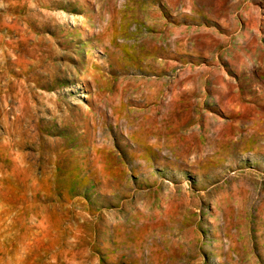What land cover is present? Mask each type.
Returning a JSON list of instances; mask_svg holds the SVG:
<instances>
[{
  "label": "rangeland",
  "instance_id": "374dc122",
  "mask_svg": "<svg viewBox=\"0 0 264 264\" xmlns=\"http://www.w3.org/2000/svg\"><path fill=\"white\" fill-rule=\"evenodd\" d=\"M0 264H264V0H0Z\"/></svg>",
  "mask_w": 264,
  "mask_h": 264
},
{
  "label": "bare ground",
  "instance_id": "6f19581e",
  "mask_svg": "<svg viewBox=\"0 0 264 264\" xmlns=\"http://www.w3.org/2000/svg\"><path fill=\"white\" fill-rule=\"evenodd\" d=\"M149 53L150 54H154V47H152L150 50H149ZM160 59V58H159ZM162 68V67H161ZM160 82H162V81H160ZM160 90V89H159ZM162 94V91L160 90V91H158L157 92V95H161Z\"/></svg>",
  "mask_w": 264,
  "mask_h": 264
}]
</instances>
